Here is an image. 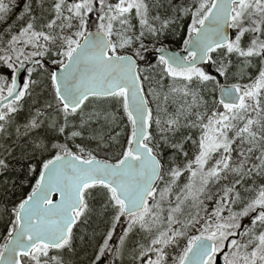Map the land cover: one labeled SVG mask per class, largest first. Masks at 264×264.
Listing matches in <instances>:
<instances>
[{
  "label": "snow or ice",
  "instance_id": "snow-or-ice-1",
  "mask_svg": "<svg viewBox=\"0 0 264 264\" xmlns=\"http://www.w3.org/2000/svg\"><path fill=\"white\" fill-rule=\"evenodd\" d=\"M0 264H264V0H0Z\"/></svg>",
  "mask_w": 264,
  "mask_h": 264
}]
</instances>
